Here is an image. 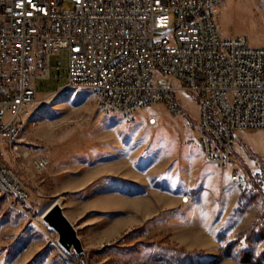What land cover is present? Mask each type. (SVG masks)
<instances>
[{
	"label": "rangeland",
	"instance_id": "rangeland-1",
	"mask_svg": "<svg viewBox=\"0 0 264 264\" xmlns=\"http://www.w3.org/2000/svg\"><path fill=\"white\" fill-rule=\"evenodd\" d=\"M257 1L260 25L251 23L248 11L235 20L220 3L221 34L245 31L250 44H263V0ZM50 65L51 77L37 82L35 124L23 133L19 151L4 156L31 197L20 202L0 189V264H39L52 250L55 256L48 264H264V194L239 193L228 172L206 160L196 93L168 78L183 113L174 115L157 103L127 125L120 115L101 112L91 88L66 85V52L53 55ZM151 115L158 119L156 124L146 122ZM39 155L50 160L42 171L34 164ZM104 181L108 190L122 191L117 209L124 230L102 247L92 246L84 240L89 230L84 231L80 217L85 212L95 220L96 214L90 212L89 201L75 197L86 194L84 187L89 193ZM185 195L187 203L182 202ZM60 197L79 226L72 222L82 242L79 257L75 252L70 259L60 256L58 233L43 218L48 200ZM253 222L257 228L248 240ZM32 245L42 248L25 262Z\"/></svg>",
	"mask_w": 264,
	"mask_h": 264
},
{
	"label": "built area",
	"instance_id": "built-area-1",
	"mask_svg": "<svg viewBox=\"0 0 264 264\" xmlns=\"http://www.w3.org/2000/svg\"><path fill=\"white\" fill-rule=\"evenodd\" d=\"M221 1L0 0L2 193L20 202L31 197L4 156L19 151L23 133L35 124L37 82L51 77L50 59L64 51L66 85L91 88L101 112L116 113L127 125L157 103L181 115L168 78L180 80L182 89L200 98L199 140L206 160L227 171L239 193L264 194V168L241 171L234 158L237 132L264 129V46L251 45L245 34H221ZM157 120L151 115L146 122ZM49 163L46 155L34 160L39 171ZM56 247L70 259L58 237Z\"/></svg>",
	"mask_w": 264,
	"mask_h": 264
},
{
	"label": "crops",
	"instance_id": "crops-1",
	"mask_svg": "<svg viewBox=\"0 0 264 264\" xmlns=\"http://www.w3.org/2000/svg\"><path fill=\"white\" fill-rule=\"evenodd\" d=\"M226 7L229 9L231 16L236 20L239 18L242 11H248L251 16V23L253 25H260L257 18L258 11V1L257 0H223L221 1V7ZM218 8V7H217ZM263 12H264V0H263ZM255 16V17H254ZM233 27V23L229 24ZM219 26H223V24L219 21ZM257 31H259L257 29ZM238 34L247 35L248 39L250 35L245 31H231L227 36L230 37ZM263 39H264V22H263ZM252 45V44H251ZM253 46H264L263 44L256 43ZM234 158H235V166L245 172H256L264 168V129H254V130H242L237 132V143L234 149ZM107 181L99 182L98 185L92 186L88 191H86V187H84V191L86 194L80 195L77 194L75 199L79 202L85 201L87 203L90 202V207L92 208L91 213L96 214L97 219L87 218L84 212L80 218L84 219L83 223H81L82 228L86 229L84 240L88 242V245L92 246H103L104 243L107 244L119 236L124 228L123 221L119 219L121 216L120 210L117 209L118 204H122L123 195L122 191H118L115 189L114 191L107 189ZM79 190L73 191L75 193ZM71 193V191H70ZM83 193V192H82ZM55 197V196H54ZM62 198L48 200L47 208L50 207L55 201L61 203L63 207V211L67 218L72 222L73 218L65 212L64 202H62ZM46 202V201H45ZM86 208L87 205H86ZM89 212V211H88ZM120 215V216H119ZM110 220V223H109ZM77 226V222H74ZM73 224V223H72ZM79 230V226H77ZM97 230L96 236L93 238V231ZM95 233V232H94ZM86 243V242H85ZM41 245H37V247L27 248L26 250V258L25 262H28L33 256H35L39 250H41ZM54 250L50 251L45 260H40L39 264H48L53 260L55 254ZM77 257L78 255L75 254ZM34 264H37L34 263Z\"/></svg>",
	"mask_w": 264,
	"mask_h": 264
},
{
	"label": "water",
	"instance_id": "water-1",
	"mask_svg": "<svg viewBox=\"0 0 264 264\" xmlns=\"http://www.w3.org/2000/svg\"><path fill=\"white\" fill-rule=\"evenodd\" d=\"M44 221L58 233V242L70 253L80 255L82 242L77 230L63 211L61 203L55 201L45 212Z\"/></svg>",
	"mask_w": 264,
	"mask_h": 264
},
{
	"label": "trees",
	"instance_id": "trees-1",
	"mask_svg": "<svg viewBox=\"0 0 264 264\" xmlns=\"http://www.w3.org/2000/svg\"><path fill=\"white\" fill-rule=\"evenodd\" d=\"M262 194V193H261ZM256 222H253L251 224V226H249V228L247 229L249 231V235H248V240H249V237L254 233L255 229H256ZM246 231V230H245ZM245 231L243 232H240V233H244ZM263 238H264V212H263ZM252 253V251H250V254ZM79 257V256H77ZM263 260H264V248H263Z\"/></svg>",
	"mask_w": 264,
	"mask_h": 264
},
{
	"label": "snow or ice",
	"instance_id": "snow-or-ice-1",
	"mask_svg": "<svg viewBox=\"0 0 264 264\" xmlns=\"http://www.w3.org/2000/svg\"><path fill=\"white\" fill-rule=\"evenodd\" d=\"M257 171H259V170H257ZM253 174H255V173H253Z\"/></svg>",
	"mask_w": 264,
	"mask_h": 264
},
{
	"label": "bare ground",
	"instance_id": "bare-ground-1",
	"mask_svg": "<svg viewBox=\"0 0 264 264\" xmlns=\"http://www.w3.org/2000/svg\"><path fill=\"white\" fill-rule=\"evenodd\" d=\"M48 210V209H47Z\"/></svg>",
	"mask_w": 264,
	"mask_h": 264
}]
</instances>
